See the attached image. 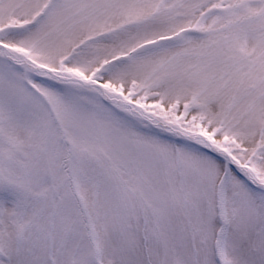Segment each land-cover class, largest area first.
I'll return each mask as SVG.
<instances>
[{
  "label": "snow or ice",
  "instance_id": "6c2138e0",
  "mask_svg": "<svg viewBox=\"0 0 264 264\" xmlns=\"http://www.w3.org/2000/svg\"><path fill=\"white\" fill-rule=\"evenodd\" d=\"M0 264H264V0H0Z\"/></svg>",
  "mask_w": 264,
  "mask_h": 264
}]
</instances>
